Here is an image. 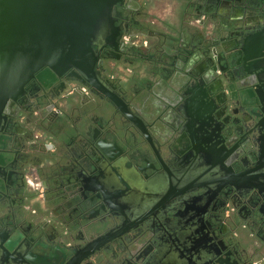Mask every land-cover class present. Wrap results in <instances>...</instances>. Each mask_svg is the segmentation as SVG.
Masks as SVG:
<instances>
[{
	"label": "flooded vegetation",
	"instance_id": "1",
	"mask_svg": "<svg viewBox=\"0 0 264 264\" xmlns=\"http://www.w3.org/2000/svg\"><path fill=\"white\" fill-rule=\"evenodd\" d=\"M110 17L87 73L43 65L0 100L5 258L264 264L240 121L257 102L235 99L256 79L239 36L264 26V0H116Z\"/></svg>",
	"mask_w": 264,
	"mask_h": 264
},
{
	"label": "water",
	"instance_id": "2",
	"mask_svg": "<svg viewBox=\"0 0 264 264\" xmlns=\"http://www.w3.org/2000/svg\"><path fill=\"white\" fill-rule=\"evenodd\" d=\"M198 2L204 4L205 0ZM115 3L116 0H0V100L20 90L43 65L54 71L75 67L87 73L86 65L96 59L92 46L113 40L110 13ZM239 42L246 65L257 63L253 68L245 67L246 74L254 73L256 79L248 88L239 86L235 99L248 101V106L252 99L257 102L255 108L244 109L240 121L251 125L253 133L246 150L254 168L244 180L253 193L259 194V189L264 188V172H259L264 167V26L239 36ZM91 83L92 87L98 86ZM233 188L237 191V187ZM6 251H12V247L4 244L0 235V264H15L5 258Z\"/></svg>",
	"mask_w": 264,
	"mask_h": 264
}]
</instances>
